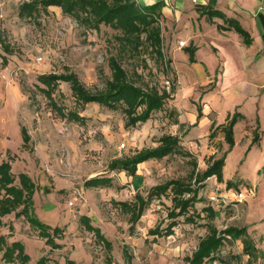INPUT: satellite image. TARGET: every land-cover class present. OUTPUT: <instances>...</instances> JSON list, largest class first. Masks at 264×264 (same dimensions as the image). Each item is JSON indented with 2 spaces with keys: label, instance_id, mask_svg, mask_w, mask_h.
Here are the masks:
<instances>
[{
  "label": "clouds",
  "instance_id": "1",
  "mask_svg": "<svg viewBox=\"0 0 264 264\" xmlns=\"http://www.w3.org/2000/svg\"><path fill=\"white\" fill-rule=\"evenodd\" d=\"M20 2L4 0V3H0V10L6 5ZM26 2L32 4L34 0ZM59 3L60 0H35V7L40 11L38 21L35 14L31 19L17 18L11 28L0 36V100L6 104V108L0 110V126L14 132L24 125L31 132L28 142L24 143L21 128L19 144L22 147L14 145L13 141L7 142L12 154L9 155L7 150L0 151V166L13 165L19 183L20 165L24 161L17 159L18 156L24 157L26 154L31 167L37 172L40 171L37 163L41 162L44 165L43 172H40L42 176L48 172L55 181L67 187L64 197L56 190L52 193L55 202L62 201L66 206L64 222L71 224L75 220L79 228L86 231L79 216L87 215L100 222L97 208L102 205L101 193L104 202H109L112 197L135 202L133 197L137 190L134 185H128L126 196L116 191L120 186V177L130 175L126 163L131 160L135 168L138 166L135 158L144 150L163 147L162 138L166 135L179 137L181 146L193 152L198 172L207 171L225 156L228 159L223 182H219L215 173L208 177L210 187L207 195L210 196L211 207L219 215L212 218L204 211L209 205L197 203L195 209L201 218L195 224H188L181 218L174 235L168 236L165 232L167 239L156 247L162 252L166 264H186L199 252L201 243L212 235L213 229L219 233L229 227L247 228V234L243 231L239 235L234 233L236 238L229 242L222 258H229L232 253V264H264V256L253 259L251 253H244L249 235L254 246L264 250V242H261V237H264V131L253 146L258 155L250 161L252 153H248V146L252 143L251 134L246 133L248 139L233 147L221 127L228 124L230 128L229 114L235 115L237 105H244L249 100L247 83L231 75L232 65L246 69L250 64H264V0H217L215 9L209 6V0H184V3L163 0V11L170 21L178 19L182 29L179 35L173 34L177 62L186 64L191 59V53L183 50L193 43L204 50V36L200 32V25L203 24L205 35L213 44L217 39L223 41L218 46H222L228 56L223 59L216 57V64L227 65L230 82L223 90L212 87L201 89L193 79L188 78V74L181 73L178 77L175 72H167L166 62L153 65L154 75L151 78L143 65H138L135 72L143 78V82L148 83L149 87L158 85L161 95L167 92L172 98L168 104L179 109L178 114L174 115L166 104L146 120L139 119L147 110L146 104L138 103L133 108L123 97L110 99L105 95L110 85L118 83L119 74L110 69L101 75L99 69L109 65L113 59L119 63V56L103 38L96 39L94 48L83 44L82 34L90 36L92 30L81 20L65 16ZM135 3L137 6L142 3L145 7H152L157 5L158 0H135ZM195 5L201 7L195 8ZM185 8L189 10V18L184 16ZM203 8L208 11L203 12L201 18ZM45 11L49 14L45 15ZM213 11H221L223 16L212 15ZM0 19H4L2 12ZM193 20L199 22L194 24ZM233 21L248 24L258 40L250 44L251 32L246 36L237 30ZM37 22L42 27H37ZM119 31L122 33L123 29ZM69 41L75 47L67 52L62 51ZM208 47L210 49L211 45ZM84 69H89L87 76ZM221 71H224L223 67ZM46 73L55 74L57 78L41 80L39 77ZM73 75L77 77L83 93L93 99L85 102L77 91V80L72 79ZM64 76L68 79L62 78ZM127 76L133 86L140 83L134 82L131 71ZM211 79H214V74L210 83ZM57 106L64 108L63 115ZM76 116L83 119H76ZM177 119L180 123H176ZM42 157L46 160L42 161ZM241 170L247 180L241 178ZM167 177V170H159L146 182L155 186ZM229 180L233 181L232 188H229ZM105 181H111V184ZM142 194L148 195L146 191ZM182 198L189 199L190 196L185 193ZM163 204L167 208L173 207L171 200H164ZM167 208L159 202L155 203L153 219L136 225L128 223L131 214L125 219L116 220L113 227L119 225L125 230L117 233L119 255L116 264H128L123 253L125 246L132 257L130 264H143L140 256L147 251L145 241L154 239L149 235V229L161 224L167 228L171 223ZM133 228L135 232L130 231ZM0 235L10 242H31L37 238L32 231L12 232L7 227L0 229ZM41 243L46 244V241ZM6 252V248L0 251V264H8L4 259ZM237 256L240 257L239 261L235 259ZM13 264H20L18 249L13 256ZM213 264H221L220 258L213 260Z\"/></svg>",
  "mask_w": 264,
  "mask_h": 264
},
{
  "label": "trees",
  "instance_id": "2",
  "mask_svg": "<svg viewBox=\"0 0 264 264\" xmlns=\"http://www.w3.org/2000/svg\"><path fill=\"white\" fill-rule=\"evenodd\" d=\"M63 14L68 17H75L87 25L92 31H99L101 26L109 27L115 31L111 45L113 50L119 56V63L116 59H113L108 65V70H115L118 76V83L110 85V90L105 94L107 97L118 98L123 97L131 107L135 108L138 103L146 104L147 110L139 117L141 120H146L148 117L156 113L167 104L172 98L167 92L163 95L160 94L159 86L149 87L148 83L143 82V78L136 74L135 68L138 65H143L145 71L148 72L149 77L152 75L147 61L153 62V65H163L166 62V71L174 72L172 67V59L166 58L163 51V15L161 9L162 2H158L157 5L152 7L137 6L135 0H127L126 3L123 0H60L59 5ZM210 7L214 9L212 5ZM201 6L196 5L195 8ZM208 11L207 8L201 10V16L203 12ZM47 13V11H45ZM37 19L40 16V11L35 7V0L32 4L23 0L17 8V17L19 19H25V17ZM150 14V15H149ZM212 15L223 16L220 11H213ZM236 28L246 36L249 34L242 29L235 21ZM119 29H123L121 33ZM1 36V34H0ZM249 43L251 38L249 36ZM184 51L191 53V59L189 63L195 62L194 54L196 48L191 47L184 49ZM131 71V76L135 81H140L139 84L133 86V83L128 82L127 73ZM101 75H104L100 71ZM41 80L50 81L56 79V75L49 73L43 74L39 77ZM68 79L67 76L62 77ZM73 80H77L75 75L72 76ZM77 91L81 93L82 98L87 102L93 97H89L83 93L79 81L77 80ZM57 110L63 115L64 108L57 106ZM174 115L175 111L171 110ZM76 119L82 120L83 117L76 116ZM244 119V116L238 112L235 115L231 114L228 117L231 127L228 124L221 125L225 130L228 137V142L234 147V126L235 124ZM176 123H180L176 120ZM23 129L24 143L28 142V133L25 127ZM20 128V130H21ZM257 128L253 131L252 143L255 144L259 140ZM163 147L155 150H144L139 156L135 158L137 164L140 162H146L148 160H162L166 157L177 156L191 160L193 165V171L191 172L188 180L184 179H170L163 183L157 184L150 188L148 195L143 196L136 194L134 196V203L129 201L114 202L115 206H118L120 211L125 214H131L129 223L135 225L144 211L148 209L151 201L154 198L165 197L171 200L173 207L167 208L168 219L171 221L167 228L162 230L155 228L149 231V234L155 236H164L167 232L168 236L173 234V229L178 225V220H183L188 224H195L201 217L196 212L195 204L201 202V198H198L201 190H204L206 181L212 173H215L219 182H223V167L226 156L223 160H218L215 165L211 166L207 171L198 172L195 170L196 160L194 154L190 152L186 147L181 146L179 137L166 135L162 138ZM119 163V162H117ZM115 166V165H113ZM130 169V175L128 177L132 179L138 178L137 167H132V161H128L125 165ZM19 183H17V174L12 171L10 164H4L0 166V228L7 226L10 231H14V227L11 223L7 224L3 221L5 216L13 214L16 220L25 221L30 229L36 231L37 237L46 241V246L51 249H60L62 244L57 243V240H61L64 237V230L59 227H51L37 219L33 211V194L37 190V185L31 179L29 175L24 172H19ZM107 184H111V181H105ZM229 188L234 186L233 181H228ZM189 194V199H183V195ZM26 194V195H25ZM11 197V198H10ZM23 206V207H22ZM209 213L212 218H215V211L211 206L204 209ZM79 220L86 226V231L94 233L95 238L102 243L108 250L111 249V243L102 235L100 229L91 224L89 217L82 215ZM243 231L247 234V229H240L236 227H229L223 232H217L212 230V235L209 236L200 245L199 252L195 257L188 260V264H212L213 260L220 258L221 263L226 262L225 259L219 255L221 248L225 243H229L234 240L236 236ZM221 238H217V237ZM244 253H251L253 259L257 258L259 249H257L253 242L251 235L245 241ZM7 249L4 259L8 264H13V256L15 250H19L20 264H28L30 262V256L25 252L24 245L20 241L10 242L5 236L0 235V251ZM128 264L130 258L126 256ZM34 264H50L47 257L41 256L36 260ZM66 264H75L71 260H66ZM251 264V262H250Z\"/></svg>",
  "mask_w": 264,
  "mask_h": 264
},
{
  "label": "rangeland",
  "instance_id": "3",
  "mask_svg": "<svg viewBox=\"0 0 264 264\" xmlns=\"http://www.w3.org/2000/svg\"><path fill=\"white\" fill-rule=\"evenodd\" d=\"M22 1L23 0H21L20 3H22ZM0 3H4V0H0ZM19 4L6 5L3 10H0V12H2L4 15V19H0L1 36L4 35V31L11 28V26L15 23V20L18 18L17 8ZM48 14H49L48 12L45 13V15H48ZM52 15H55V14L52 13ZM38 18H37V21H38ZM37 27H42V25L39 22H37ZM114 34H115V31L112 30L111 28L101 26L99 31H92V35L90 36L87 34H82L84 36L82 43L85 45H91V47L94 48L96 46V39L103 38L105 40V43H107L110 49L114 52L113 46L111 45V41L113 39ZM162 36H163V51L167 59L173 57L172 67L174 68V72L177 74L178 77L180 76L181 73H185V74H188V78L193 79V81L196 84H199L208 77L212 78L213 74L215 76L214 58L209 48L203 51L200 50V52L198 53V57L194 56V59H198L200 60V62L204 61L206 64L200 63V64L193 65L194 62L189 64V61L186 64L178 63L175 54L173 53V56H172L170 53V47H169L170 44L167 46L168 42L166 40V34L162 32ZM66 43H67V48L62 49V51L67 52L75 47V45L71 43L70 41ZM147 63H148V66L152 74L149 77L151 78L154 75V73L152 72L153 62L148 60ZM5 65H7V61H5ZM99 71H102L103 74H106L107 72H109L108 65L99 69ZM88 72H89V69H84L85 76H87ZM46 74H49V73H46ZM210 85L211 84L207 86H202L200 88L201 89L208 88V87H211ZM168 106L170 110H173L175 111L176 114H178L179 112L178 108H173L170 104H168ZM5 108H6L5 101L0 100V110H3ZM245 110L248 112V109H245ZM21 127H25V126L21 125L20 128ZM20 128H17L14 132H9L6 127L0 126V151L7 150L9 155L12 154V150L8 146V143H7L8 141H13L14 145H18L20 147L23 146L22 144H19ZM25 128L27 130L28 135L30 136L31 132L29 131V128L28 127H25ZM233 129L236 133L238 143L243 144L246 141V139H243V136H241V133H239V131H237L236 128H233ZM248 153H252V156H249L250 161L253 159V156L258 155L255 149H252V151ZM17 159H23L24 161V163L20 165V168H21L20 172H24L27 175H29L31 179L34 181V183L37 185V190L33 194V211H34L35 216L37 217L39 221L45 224H48L52 227L57 226L64 230L63 239L56 241L57 243H60L63 245L62 248L52 249V251L49 252L48 249L50 247L41 243V241H44V240L37 237L35 230L33 229L26 230L25 228H27V224L25 223V221H22L20 232L27 233V232L32 231L35 233V236L37 237V238L32 239L31 242L24 241L26 245L25 249L27 250L28 255H30V258L32 260L31 262L34 263L35 260H37L41 256H44L48 258V261L50 264H66V260H71L75 264H116V261L119 255L118 253L119 241L117 240V233H123L125 230L119 225H116V227L114 228L113 225L115 224L116 220L125 219L128 217V215L120 211L118 206L114 205V202L128 201V200L127 199L117 200L115 197H112L110 198L109 202H104L103 193H101L100 195H101L102 205L97 208V216L99 217L100 222L97 223L96 221L91 219L89 216L85 215L90 218L91 224L93 226L98 227L102 235L111 243V249L108 250L107 248H105V246L102 243H100L95 238V236L88 235L91 233L85 231L84 229H80L79 225L75 222V220L71 224H67L64 222L65 218H64L63 213L66 212V206L63 205L62 201L59 203L55 202L52 193L54 190H56L59 192V195L61 197L66 196L67 194L66 185H63L55 181L54 177L52 175H49L48 172H44L42 176L40 172H43L44 165L41 162L37 163V168H39L40 171L39 172L34 171L33 168L31 167V162L28 160L26 154L24 155V157L18 156ZM227 159H226V164H227ZM41 160L42 161L46 160V158L42 157ZM26 164L28 165V167H25ZM226 164H225V167H226ZM11 167H12V171L17 174L13 165H11ZM197 167H198V164L196 160L195 170H197ZM193 169L194 168L191 163V160L177 157V156L166 157V158H163L162 160H148L146 162H143L142 164H138L137 166L138 178L132 179L130 177L126 178L124 176H121L120 186L116 189V191L126 196V189L128 185L131 184V185H134L135 189L137 190L136 194H139L145 198L146 196H144L142 193L144 191L148 193L150 188L153 187L152 185L147 184L146 181L149 177L154 175L157 171L167 170L168 172L167 179H164L160 182V183H163L170 179L188 180ZM224 169H223V173H224ZM49 171H51V168H49ZM240 175H241V178L245 180L248 179L242 170L240 172ZM45 177L47 178V183L45 182ZM48 185H51V187ZM206 185L207 186L205 187V189L201 190L198 196V198L202 199L201 202L199 203H205L211 206L210 196L207 195L209 187H210L209 180L206 181ZM91 195L92 194H90V196ZM164 200H168V199L165 198L164 196L160 198H154L151 201V204L149 205L148 209L144 211L143 215L140 217L139 221L136 224L145 222V221H151L153 219V213H154L153 205L155 203L159 202L163 207L167 208V205L163 204ZM52 209H55V211H52ZM212 209L215 211V217L218 216L219 212L213 207ZM82 215L83 214H81L80 216ZM180 219L178 221H180ZM128 223H129V220H128ZM176 227H174V229ZM156 228L160 230L164 229L162 224L158 225ZM174 229H173L172 235L175 234ZM150 230L152 229H149V231ZM130 231L135 232V228L130 229ZM151 236H153L154 239L151 241H145V247L147 248V251H143L141 253V256H140L141 261L143 262V264H166V261L163 257L162 252L156 247V245H159L161 241L166 240L167 237L155 236V235H151ZM261 242H264V237H261ZM228 247H229V243H225V245L221 248V251L219 253L221 257H222V253L224 252V250L227 249ZM44 252H48V254L43 255ZM123 253L125 257L127 256L128 258H130V262H131L132 257L129 254L128 248L126 246L123 248ZM233 256L234 254L230 253L229 258H222V259H225L226 262L221 263V264H232ZM258 256H264V250L259 249V253L257 257ZM235 259L239 261L240 257L237 256L235 257ZM186 264L188 263L186 262Z\"/></svg>",
  "mask_w": 264,
  "mask_h": 264
},
{
  "label": "crops",
  "instance_id": "4",
  "mask_svg": "<svg viewBox=\"0 0 264 264\" xmlns=\"http://www.w3.org/2000/svg\"><path fill=\"white\" fill-rule=\"evenodd\" d=\"M158 2H162L163 0H158ZM177 3H184V0H176ZM209 4L212 5L214 7V9L216 8L217 5V0H209ZM141 6H144L142 3L140 4ZM193 7H196L193 6ZM221 12V11H220ZM161 13L163 15V33L166 34V40H167V46L169 45L170 47V53L173 56L174 53V43H173V34H177L179 35L180 32L182 31L181 26H180V22L178 19L176 20H169L168 15L163 11V7L161 9ZM223 13V12H221ZM189 10L187 8H185L184 10V16L185 18H189ZM202 18V16H201ZM194 24L198 23L199 21L193 20L192 21ZM239 26L244 29L248 34L249 32H251L250 34V38H251V43L253 41H257L258 38L256 37V34L254 31H251L250 26L248 24H245L243 21L238 23ZM200 32L201 35L204 36V50H207L209 47V45H211L210 50L212 52V54H215V56L213 55L214 58V67H215V76L214 79H211V83L210 78H206L203 82L197 84L199 87L202 86H207L209 84H211L210 86L215 90V89H220L223 90L224 88H227L229 86V70L227 65L221 64V65H217L216 64V57H219L221 59L225 58L228 56V53L224 50V48L222 46H218V45H222L223 41L217 39L216 43L213 44L212 40L205 35V26L203 24L200 25ZM250 43V44H251ZM192 46H194L196 48L195 57H198V53L200 52V48L196 43H193ZM173 60V57H171ZM230 59V57H228ZM257 59H259V57H257ZM200 63H205L204 61L195 59V62L193 65L196 64H200ZM190 64V63H189ZM206 64V63H205ZM224 68V71H221V68ZM231 75L233 77H236L237 79L244 81L247 83V87H246V93L249 97L248 101H245L244 105H237L236 108V112L242 114L244 116V119L238 121L234 128L237 129V131H239V133H241V136H243V139H248V136L245 135L246 133H250L251 136H253V131L254 129L257 128V133L259 135V138L261 137V133L262 131H264V64H260V65H248V67L246 69H240L238 65H232V71H231ZM221 77H223V79H221ZM248 109V112L245 110ZM231 115V113L229 114ZM180 122V121H179ZM234 130V129H233ZM241 130V132H240ZM234 138H235V145L234 147L237 145L238 143V139L236 137V133L234 131ZM254 145L253 143H251L248 146V152L252 151V149H254ZM189 150V149H188ZM190 151V150H189ZM192 152V151H190ZM227 159V156H226ZM226 159H225V163H224V167L226 164ZM223 167V169H224ZM223 178H224V173H223ZM3 221L7 224L11 223L14 227V231L16 232L17 230L20 231L21 226H22V220H16L13 216V214L5 216L3 218ZM48 225V224H47ZM7 227V226H4ZM2 227V228H4ZM52 227V226H51ZM0 228V229H2ZM26 230H30V228L27 225V228H25ZM25 248V242L24 241H20ZM25 252L27 253V250L25 249ZM28 254V253H27ZM30 256V255H29ZM31 258H30V264L31 262ZM36 262V260H35ZM34 262V263H35ZM28 263V264H29ZM32 263V264H34Z\"/></svg>",
  "mask_w": 264,
  "mask_h": 264
},
{
  "label": "built area",
  "instance_id": "5",
  "mask_svg": "<svg viewBox=\"0 0 264 264\" xmlns=\"http://www.w3.org/2000/svg\"><path fill=\"white\" fill-rule=\"evenodd\" d=\"M212 264H213V262H212Z\"/></svg>",
  "mask_w": 264,
  "mask_h": 264
}]
</instances>
